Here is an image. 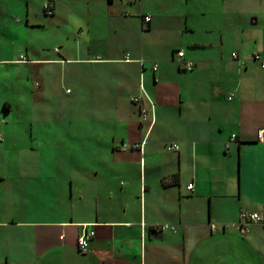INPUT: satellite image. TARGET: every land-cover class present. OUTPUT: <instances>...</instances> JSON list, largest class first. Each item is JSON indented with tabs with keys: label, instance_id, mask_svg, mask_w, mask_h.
Instances as JSON below:
<instances>
[{
	"label": "crops",
	"instance_id": "0c3cea01",
	"mask_svg": "<svg viewBox=\"0 0 264 264\" xmlns=\"http://www.w3.org/2000/svg\"><path fill=\"white\" fill-rule=\"evenodd\" d=\"M32 1L45 9L46 0H0L3 32L38 26ZM59 1L48 3L53 13ZM89 1L106 20L137 12L147 32L160 27L161 4ZM221 1L217 38L208 35L214 29L204 25L205 10H191L187 0L181 19L166 28L170 39L148 49L95 56L87 46L81 57L77 46L75 58L27 56L137 63L139 72L107 76L112 103L87 106L89 119L76 115L67 138L48 123L17 125L9 100H0V264H264V226L251 222L242 233L234 225L242 210L264 207V142L256 140L264 128V68L252 57H264V18L244 4L264 0ZM1 54L0 63L21 61ZM87 230L94 236L82 252L78 239Z\"/></svg>",
	"mask_w": 264,
	"mask_h": 264
},
{
	"label": "rangeland",
	"instance_id": "374dc122",
	"mask_svg": "<svg viewBox=\"0 0 264 264\" xmlns=\"http://www.w3.org/2000/svg\"><path fill=\"white\" fill-rule=\"evenodd\" d=\"M163 1L170 3L171 7H169L170 4L164 7ZM163 1L138 0L129 4V8L133 9H137L141 3L147 6L161 4L163 12L157 17L160 27L150 32H147L148 26L142 25L137 12L125 13L126 17L120 15L121 17L108 20L102 18L99 13L92 14L91 10L94 6L98 9L96 1L61 0L58 5L59 10L54 12L55 14L46 12L39 1H32V9L40 15L37 18L38 26L22 28L15 33L9 30L3 32V28H0V47H4V50L0 49V57L4 52L3 57L13 58L27 59L35 56L75 58L77 46H81V57L85 56L88 47L95 56L110 55L114 51L122 54L127 48L135 46L138 48L140 45L148 49L149 46L158 45L170 39L166 28L169 26L172 29L186 9L187 0ZM45 2L46 5L52 3V0ZM245 2L237 1L236 5L238 7L243 3L249 5L252 11L259 12L260 17L264 18V1L262 6L258 1ZM203 5L205 7H202ZM224 5L225 2L221 0H190L189 2L191 10L195 6L205 10L204 25L214 29L212 33H208L214 38L219 36L216 22L223 15ZM118 13L120 14L121 11L119 10ZM167 20L170 21L167 23ZM123 23L128 28L122 27ZM12 39L13 44H11ZM225 43H230V39L226 38ZM27 47L30 54L26 53ZM18 48L22 53L21 56L14 53L19 52ZM135 56L136 54L133 53L129 55V58ZM5 62L7 63H0V100H9L12 106L9 119L17 125L24 124L25 121L51 124L55 127L53 133L65 138L68 137L69 123L75 119L76 115L80 120L89 119L85 112L88 109L87 106L100 107L103 104L112 103L111 88L107 92L111 83L107 76L115 78L116 74H120L130 77L133 74L138 75L139 72L137 63L103 65L99 63L101 61H96L97 63L91 66L71 60L57 64L36 61L40 63L38 65H28L27 63H36L29 60ZM77 94L79 98L76 102ZM101 115L105 116L102 111H99L98 116Z\"/></svg>",
	"mask_w": 264,
	"mask_h": 264
},
{
	"label": "built area",
	"instance_id": "2783aa9c",
	"mask_svg": "<svg viewBox=\"0 0 264 264\" xmlns=\"http://www.w3.org/2000/svg\"><path fill=\"white\" fill-rule=\"evenodd\" d=\"M45 11L48 12V13L49 12L50 13L53 12L52 7L48 3L45 5ZM150 20H151V16L149 14L143 15V21L145 23L150 22ZM177 56L178 57H183L184 56L183 50H177ZM232 57L233 58H237L238 57L237 53L233 52L232 53ZM252 57L260 63V66L262 68H264V57L261 56L260 53L254 52ZM126 59L128 60L129 57L127 56ZM25 60H26L25 57H21V61H25ZM139 61L143 65V61L142 60H139ZM185 68H186V70H192L194 68L193 62H191V61L187 62ZM153 69L154 70L157 69V64L153 65ZM138 100H139L138 96H135L132 99V101H134V102H137ZM141 113H142L143 116H146L147 115V110L143 108L141 110ZM236 138H237L236 134H232L231 140L236 139ZM2 139H3V134L0 133V141ZM256 140L260 141V142H264V128L258 130L257 136H256ZM168 148L170 150H177L178 149V145L177 144H170V145H168ZM188 187L191 188L192 184H189ZM251 222L258 223V224H261V225L264 226V207L261 208L260 210H249V209L242 210L241 213H240V221L235 223L234 225L236 226V228L240 229V231L242 233H245L248 230V228H247L248 223H251ZM93 236H94L93 230H87L78 239V248H79L80 251H82V252L85 251V249L88 246V243H89L90 239Z\"/></svg>",
	"mask_w": 264,
	"mask_h": 264
},
{
	"label": "trees",
	"instance_id": "16d2710c",
	"mask_svg": "<svg viewBox=\"0 0 264 264\" xmlns=\"http://www.w3.org/2000/svg\"><path fill=\"white\" fill-rule=\"evenodd\" d=\"M144 15V14H143ZM143 15H142V17H143ZM151 16V15H150ZM143 19V18H142ZM150 22H151V20H150ZM150 22H148L147 24H149ZM134 102V101H133ZM240 221V220H239Z\"/></svg>",
	"mask_w": 264,
	"mask_h": 264
}]
</instances>
